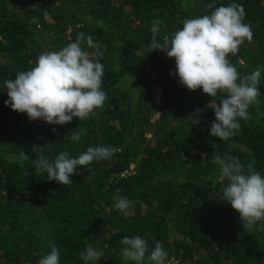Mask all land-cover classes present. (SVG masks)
<instances>
[{"label": "trees", "instance_id": "obj_1", "mask_svg": "<svg viewBox=\"0 0 264 264\" xmlns=\"http://www.w3.org/2000/svg\"><path fill=\"white\" fill-rule=\"evenodd\" d=\"M231 2L0 0V264H38L53 244L60 264H83L79 253L88 244L103 249L98 264H123L120 241L134 235L147 238L150 248L160 242L166 264H264V221L245 229L239 212L219 199L226 178L214 163L227 154L246 171L264 173V72L251 119L240 120V131L222 141L210 134L216 117L207 108L219 93L212 98L181 85L172 74L175 58L149 47L154 19L162 21V41L184 19ZM236 2L245 8L253 39L229 59L246 75L264 65V0ZM78 33L99 45L104 105L63 125L30 120L6 106L3 81ZM82 48L97 58L86 39ZM157 86L163 87L159 104L153 101ZM73 131L82 134L80 141L70 139ZM100 145L119 151L78 167L69 185L48 181L33 163L41 155L78 156ZM116 196L132 202L127 214L113 207Z\"/></svg>", "mask_w": 264, "mask_h": 264}, {"label": "clouds", "instance_id": "obj_2", "mask_svg": "<svg viewBox=\"0 0 264 264\" xmlns=\"http://www.w3.org/2000/svg\"><path fill=\"white\" fill-rule=\"evenodd\" d=\"M245 17L244 6L232 0L208 14L184 19L182 27L162 41L158 39L162 23L159 18L152 21L150 29L153 34L149 45L151 51L162 50L167 57L175 58L176 68L172 74L179 77L181 85L190 90L201 89L212 98L219 93V99H212L207 108L213 109L216 117L210 123V134L222 141H228L240 131V120H250L248 110L259 102L258 85L264 65L257 66L250 74L241 75L229 59V54L236 55L245 41L253 39L251 25L244 22ZM85 39L89 47L97 49L94 54L97 58H90L82 48ZM99 55V45L84 33H78L74 42L58 51L42 52L32 68L3 81L9 97L5 105L26 113L30 120L42 119L52 125H63L74 118L87 119L107 100L102 87L104 69ZM240 64L243 66L244 62L240 61ZM81 135L73 131L70 139L78 142ZM118 151L114 146H90L78 156L62 151L52 159L41 155L33 163L38 173L47 174L48 181L69 185L73 182L70 177L78 167L110 160ZM214 163L220 176L226 178L222 190L217 193L219 199L229 202L239 212L245 229L264 221V173L250 166L246 171L240 159L232 155H217ZM113 199V207L127 214L132 202L126 196ZM120 244L123 264H166L168 259V252L160 242L150 248L148 239L141 235L124 236ZM103 255V249L88 244L79 253V258L83 264H98ZM38 264H60L58 247L51 245Z\"/></svg>", "mask_w": 264, "mask_h": 264}, {"label": "rangeland", "instance_id": "obj_3", "mask_svg": "<svg viewBox=\"0 0 264 264\" xmlns=\"http://www.w3.org/2000/svg\"><path fill=\"white\" fill-rule=\"evenodd\" d=\"M162 86H157L156 89L154 90V95H153V101L156 103H160L159 101L162 100ZM158 114L156 115V117ZM134 169V168H133Z\"/></svg>", "mask_w": 264, "mask_h": 264}, {"label": "built area", "instance_id": "obj_4", "mask_svg": "<svg viewBox=\"0 0 264 264\" xmlns=\"http://www.w3.org/2000/svg\"><path fill=\"white\" fill-rule=\"evenodd\" d=\"M159 102H161V100ZM157 104H159V103H157Z\"/></svg>", "mask_w": 264, "mask_h": 264}]
</instances>
